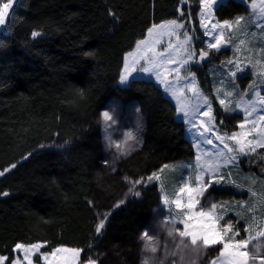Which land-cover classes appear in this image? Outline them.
<instances>
[{
  "label": "trees",
  "instance_id": "1",
  "mask_svg": "<svg viewBox=\"0 0 264 264\" xmlns=\"http://www.w3.org/2000/svg\"><path fill=\"white\" fill-rule=\"evenodd\" d=\"M199 9V0L183 5L179 0H14L0 27V170L17 165L0 177V193H9L0 195V255L12 260L17 242L44 241L46 250L80 248L79 262L91 258L111 264L103 261L106 248L121 232L136 236L145 225L161 201L155 180L135 186L140 196L125 191L120 207L101 212L95 206L91 172L106 146L99 125L83 116L109 108L119 121L130 119L143 127L142 143L126 142L119 153L109 149L118 163L117 186L124 171L147 175L162 164L191 159L194 148L184 135V121L176 118V106L162 88L147 78L134 77L127 85L117 80L124 53L162 20L183 21L182 32L192 35L195 50L206 49ZM249 12L241 0L214 8L219 20ZM34 30L42 35L31 37ZM209 52L190 70L212 101L217 125L229 132L242 115L223 110L213 85L231 53L229 47ZM227 188L234 191L235 186ZM101 215L108 220L97 235ZM220 247H201L197 253L190 246L173 255L164 247L149 259L151 264H208Z\"/></svg>",
  "mask_w": 264,
  "mask_h": 264
},
{
  "label": "rangeland",
  "instance_id": "2",
  "mask_svg": "<svg viewBox=\"0 0 264 264\" xmlns=\"http://www.w3.org/2000/svg\"><path fill=\"white\" fill-rule=\"evenodd\" d=\"M222 1L225 0H218L217 4ZM241 1L246 4L250 12L247 15H240L244 16L245 19L239 27H236L234 30H225L226 43L221 47V49L229 47L231 56L226 58V60L222 62V67L217 70L218 75L214 79L213 89L218 102L219 99H225L228 108L234 109L233 111L240 113L242 115V119L237 122L236 128L229 132L220 128L215 120L213 132L206 134L207 138L212 139V144L204 143V137H201L197 133L196 129L192 128V126L185 119L184 114L178 111V108L181 105L188 106L189 111L197 109V126H199L200 121L202 120L205 121V123H208L207 118L200 115L201 112L207 110V105L203 103V100L197 97L193 92L188 91L187 88L184 89L182 94L174 96L171 89L166 91L168 84L161 83L160 80L157 79V71L159 70L161 72V79L167 76L168 82H170L173 87L183 88L185 84L191 82V77L189 76L187 79L181 80L180 83L177 84L175 73L169 74V72L165 71V69H171L178 66L177 64H168L167 61H180L185 54L184 49L186 46H190L195 49L193 46L192 35L187 32L188 36L191 38L190 45H186L183 35L185 32H182L183 28L178 30V34L180 36L179 40H177L175 35H168L167 32H163L158 36L156 32L160 30H155L152 35H149L148 29L154 24H162L174 18L165 19L151 25L147 29L145 35L136 41L133 48L124 53L123 65L117 82L121 85H127L132 78L140 77L152 79L157 85H159L162 88L163 93L174 102L176 106V118L184 121V135L193 145L194 155L191 159H183L178 162L166 163L171 165L172 168L165 169L162 173H160L161 179L155 180L160 190V204L153 208L151 217L136 234V236H130L129 234L121 232L120 234H122V237L120 239L124 240L121 242L120 239H117V241L107 247L103 254L104 257L106 256L103 261H108L109 259L111 264H145V262H147V264H151L149 255H152L153 252H151L150 249L146 250V245L156 246L157 252L158 249L164 250L167 247V249H165V253L167 255H173V253H176L177 251L186 252V250L190 249L183 248V246L179 249L176 248L175 245L179 242V238L177 237L176 241H172L171 238L167 236V232L171 227L169 221L171 218L176 216V209L174 205H165L163 200L165 196L169 199H174V193L178 190L180 185L190 177H194L195 172L193 170V166L196 164L197 155H201V162H203V159L206 157L217 158L215 154L221 152H223L225 156L232 155L237 158L234 163L229 164L222 169L223 173H230V175H228L227 182L210 189L213 202H227V205H230L225 209L217 210L218 215L224 214L225 212L227 213L224 220L220 221L221 226H223L225 221L230 220L235 225V229L240 231V236H238L237 239L241 237L247 238L249 233H245L244 228L249 225L252 226L250 231L252 237H256L257 232L264 229V148L257 147L255 152H249L247 155L240 153L238 150L228 153L227 149L224 148V143H228L234 149H238L239 146L235 143V141L228 139V137H230L233 133H248L253 129V123H255L256 128L251 131V135L248 136V139H259L257 133L261 127H264V121L260 120V117H264V104L261 103V101L264 100V0ZM253 3L255 4V7H253ZM216 5L213 6L211 17H207L206 14H202L200 9L198 11L199 27L201 28L203 34L206 29L201 24L202 19L204 24L208 25L209 29H211L212 23H216L217 21L222 22L223 20H231L217 19L214 14V8ZM176 20L178 23L184 25L183 21H179L178 19ZM215 34L216 33H214V35ZM141 40L146 41V43L137 47ZM157 40H159V43H156ZM208 42H210V37H206L204 35L205 46ZM169 44L172 45L171 48L169 47ZM149 48H152L153 51L148 52L147 50ZM144 55L154 59L160 65L159 69H153L151 72L139 71L141 67H151L150 64L141 60L140 63L134 65L137 70L132 72L128 81L126 83H121L120 77L124 74L123 68L125 58H127L129 65L132 66L135 60ZM229 60L241 63V66L245 68L244 72L237 73L234 81L235 86L229 83L228 77L224 76V73L228 69L235 70L234 65L227 64V61ZM181 75H184L183 70L181 71ZM243 76L245 79H243ZM195 79L197 87L206 96L205 92L200 87L196 74ZM221 80H224L223 86L220 84ZM217 87H223L225 90L232 91L233 95L231 97H225L221 93L219 97H217ZM221 107L225 110L223 106ZM245 108L255 110L252 112L251 117H247L249 123L246 124L244 129H240L238 125L243 122L246 117V113L244 112ZM105 111L109 112V115L113 117V119L107 123L102 115ZM227 112L229 113L232 111ZM83 117H85L86 120L99 125L100 140H102L103 144L106 146L103 156L101 155L100 162L91 172V182L96 189L95 206L100 209L101 212H106L121 200L125 191H128L129 188L132 187V184L129 181H134L141 177L146 178L152 173L151 172L145 175L136 173L133 169H131L123 172V180H120L118 186L113 180L118 167V163L115 162V154L113 152H122L127 143L135 146L142 143L145 139L144 130L142 126L137 123L135 124L130 119L119 121L114 116L113 111L109 108H103L98 113H87ZM201 131H203V129H201ZM129 132L133 134L134 139L129 140L127 138L126 134ZM217 136H220V139H217ZM116 144H120L121 148L117 149ZM196 144H199V148L195 146ZM109 149H113V152L110 153ZM219 159L222 160L223 157H219ZM145 182L147 181L145 180ZM233 186H235L234 191L227 188ZM170 211L171 216L169 215ZM177 227L182 229L183 225H177ZM145 231H148L150 236L156 234L154 236V240L149 241L147 238L142 239V234ZM120 234L118 236H120ZM156 241H158V243H156ZM166 241H168L167 244L165 243ZM30 243H43L44 248L41 249L42 252L51 251L53 248L59 246L77 248L66 245H58L46 250L45 246L47 243L44 241H35ZM257 244L261 245V254L264 255V237L253 239L249 245V249L255 250L254 245ZM13 251L14 259L19 258L21 260V264H27V262L23 259L22 252L16 251L14 247ZM139 253L142 254L140 261L137 260ZM218 254L219 253L217 251L214 256H211L210 260L217 257ZM86 261L79 262L78 259L77 264H86ZM100 262L101 260L97 261V264H100ZM33 264H43V261L38 260L37 256H33ZM256 264H259L258 260L256 261Z\"/></svg>",
  "mask_w": 264,
  "mask_h": 264
},
{
  "label": "snow or ice",
  "instance_id": "3",
  "mask_svg": "<svg viewBox=\"0 0 264 264\" xmlns=\"http://www.w3.org/2000/svg\"><path fill=\"white\" fill-rule=\"evenodd\" d=\"M14 0H6V2H0V27H4L6 22L9 19V11L13 7ZM180 4L186 3V0H179ZM218 0H199L200 10L202 14H206L207 17H211L213 6L216 5ZM253 7L255 4L253 3ZM178 13L183 16L184 12L182 8L177 9ZM109 15L115 16V13L110 12ZM244 16H237L232 20H223L217 21L216 23L211 24V29L208 28L207 24H204L203 19L201 20L202 26L206 29L204 35L210 37V42L207 43L206 49L202 48L198 52L190 46H186L184 49V56L180 61L168 60V64H177V67L171 69H165V71L175 73L176 83L179 84L181 80L191 77V82L184 85L183 88L173 87L170 82H168L167 76L161 79V72L157 71V79L161 83L168 84L166 91L171 89L174 96L182 94L184 89L187 88L188 91L193 92L197 97L203 100V103L207 105V110L200 113L201 116L206 117L208 123L205 121H200L199 126L196 124V111L194 109L189 111L188 106L181 105L178 108V111L184 114L185 119L188 123L195 128L197 133L204 137V143L212 144V139L207 138V133L213 132L215 126V115L213 112L212 101L204 95V93L197 87L195 73L191 72L190 65L191 63H200L205 61L209 55V50L214 52H219L221 47L226 43L225 39V30H234L236 27H239L244 21ZM184 28V25L178 23L176 19L166 21L162 24H154L151 28L148 29L149 35H152L155 30L156 34L159 36L163 32H167L168 35H175L177 40L180 36L178 30ZM214 33H216L214 35ZM42 33L38 30L31 32V37L38 38ZM186 45H190L191 38L188 36L187 32L183 33ZM214 41V42H213ZM146 41L141 40L137 47L141 44H145ZM159 43V40L156 41ZM171 48L172 45L169 44ZM148 52H152L153 49L149 48ZM131 55V54H130ZM141 60H144L146 63L150 64L151 67H141L139 71L142 72H151L153 69H159L160 65L151 57L147 55L141 56L139 59L133 62V65L130 66L127 58H125L123 72L124 74L120 77L121 83H126L129 76L132 72L136 71L135 64L140 63ZM227 64L234 65L235 70L228 69L224 76L229 78V83L235 86L234 81L237 76V73L244 72L245 68L241 66V63L236 61L229 60ZM183 70L184 75H181ZM221 86L224 84V80L220 81ZM217 97L222 93L225 97H231L233 95L232 91L225 90L223 87L216 88ZM82 95V94H81ZM264 104V100L261 101ZM219 104L224 107L225 111H233L234 109H229L225 99H219ZM255 109L249 110L244 109L246 117L241 122L238 127L244 129L246 124L249 123L247 117L252 116V112ZM105 122H109L113 119L109 115V112L105 111L102 113ZM261 121H264V117H260ZM256 125L253 123V129L248 133L235 132L228 139L234 140L235 143L239 146L238 149H234L228 143H224V148L227 149L228 153L233 151H239L240 153L247 155L249 152H255L257 147L264 148V127H261L257 135L259 139H248V136L251 135V131L255 130ZM203 129V131H201ZM127 138L129 140L134 139L131 132L127 133ZM220 139V136L216 137ZM199 148V144L195 145ZM116 148L120 149L121 145L116 144ZM124 154V153H122ZM217 158L206 157L201 162V155L196 156V164L193 166L195 172L194 177H190L188 180H185L178 190L174 193V199H169L167 196L164 197L163 203L165 205H174L176 209V216L170 219L171 227L167 232V236L171 238L172 241H176L177 237L179 242L175 245L176 248H188L191 246L192 250L199 252L201 247L204 249L214 248L217 245L222 247L218 250V256L210 260L209 264H256V261H259V264H264V255L261 254V245H254L255 250H250L249 245L253 239L258 237H264V229L257 232L256 237H252L250 234L252 226L244 228L245 233H249L247 238L240 236V231L235 229V225L229 220L225 221L223 226H221L220 221L224 220L226 212L224 214L218 215V209H225L230 206L227 205V202H213L212 194L210 189H213L217 185H221L227 182L229 174L223 173L222 169L232 164L236 161V156L227 155L223 152L215 154ZM223 157V159H219ZM17 165L15 163L11 164L9 167H5L3 170H0V177L6 175L12 169H15ZM172 168L169 164H164L157 171L152 172L146 178L141 177L134 181H129L132 184V187L129 188V193H133L135 196H140L139 191L134 192L135 185L142 184L146 181L151 182L153 180H160L161 175L165 169ZM0 195L8 196L9 193L3 192ZM124 200H120L115 207H120L124 204ZM243 206V205H241ZM171 216V211L169 212ZM108 220L107 215H101L98 218V222L95 225V233L100 235L102 230L106 227V222ZM177 225H183V228L177 227ZM235 229V230H234ZM149 235L148 231L143 232L142 239L147 238L149 241L154 240V236ZM158 243V241H156ZM166 244L168 241L165 242ZM44 248L43 243H21L17 242L14 246L16 251L23 253V259L27 264H33V256H37L38 260L43 261V264H77L78 259L81 255L80 248H67L64 246H59L53 248L51 251H41ZM150 249L151 252L155 253L157 251L156 246L146 245V250ZM0 264H21L19 258L10 260L8 256L0 255ZM86 264H97V261L91 258H88ZM147 264V262H145Z\"/></svg>",
  "mask_w": 264,
  "mask_h": 264
}]
</instances>
